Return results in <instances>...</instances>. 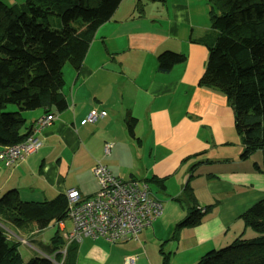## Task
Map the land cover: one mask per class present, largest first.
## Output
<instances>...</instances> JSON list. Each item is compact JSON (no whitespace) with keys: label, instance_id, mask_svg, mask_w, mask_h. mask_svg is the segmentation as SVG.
Instances as JSON below:
<instances>
[{"label":"crops","instance_id":"1","mask_svg":"<svg viewBox=\"0 0 264 264\" xmlns=\"http://www.w3.org/2000/svg\"><path fill=\"white\" fill-rule=\"evenodd\" d=\"M208 11L205 0H121L95 30L79 69L63 66L66 107L52 108L55 118L41 129V147L10 166L0 163V194L15 189L20 200L43 203L74 188L82 198L91 197L98 189L92 168L100 161L117 177L147 180L167 206L190 190L191 206L205 208L198 224L180 226L173 238L174 253L180 251L185 264L244 232L240 215L264 197V174L255 168L263 151L242 156L230 102L199 84L207 60L201 40L210 30ZM166 51L185 60L162 69L158 56ZM93 109L104 115L89 123ZM42 114V108L23 112L25 126ZM49 227L65 244L77 245L74 264H126L133 256L103 238L65 240L64 221ZM143 229L138 240L146 238ZM44 232L28 236L46 244ZM252 235L245 230L244 236Z\"/></svg>","mask_w":264,"mask_h":264},{"label":"trees","instance_id":"2","mask_svg":"<svg viewBox=\"0 0 264 264\" xmlns=\"http://www.w3.org/2000/svg\"><path fill=\"white\" fill-rule=\"evenodd\" d=\"M205 1L210 30L201 40L207 47V60L199 84L226 96L243 145L242 156L262 150V164L255 168L264 174V0ZM120 2L24 0L19 8L0 0V147L19 143L30 133L33 125L25 126L23 112L42 108L49 113L52 108L66 107L61 94L63 66L79 69L95 30L111 18ZM52 16L57 18L56 26L51 25ZM184 60L183 54L171 51L158 56L162 69ZM134 121L131 117L128 125ZM180 199L192 200L190 190ZM67 210L64 193L43 203L20 200L15 189L1 193L0 264H74L77 245L65 244L58 230L46 244L28 236L64 221ZM201 216L200 209L192 205L178 225L194 226ZM240 218L243 231L250 229L253 235L245 237L241 232L230 244L207 251L194 264H264V197ZM6 225L17 234L24 232L19 235L25 242L44 247L38 249L45 254L39 251L24 261L20 242L7 236ZM163 258L167 264L168 257Z\"/></svg>","mask_w":264,"mask_h":264},{"label":"built area","instance_id":"3","mask_svg":"<svg viewBox=\"0 0 264 264\" xmlns=\"http://www.w3.org/2000/svg\"><path fill=\"white\" fill-rule=\"evenodd\" d=\"M103 115L104 111L93 109L87 114L86 121L93 123ZM54 118L55 114L52 112L42 114L35 120L23 141L0 148V163L10 166L36 152L42 144L41 129L49 126ZM109 148L110 144L105 143V154ZM92 174L98 184L93 196L82 198L74 188L66 191L67 217L71 219L73 228L63 233L65 240L79 241L83 236L101 237L110 243L137 239L141 230L161 215L162 202L155 197L145 181L117 177L100 161L94 164ZM40 254L45 253L40 251ZM135 260L136 256H128L125 263L134 264Z\"/></svg>","mask_w":264,"mask_h":264},{"label":"rangeland","instance_id":"4","mask_svg":"<svg viewBox=\"0 0 264 264\" xmlns=\"http://www.w3.org/2000/svg\"><path fill=\"white\" fill-rule=\"evenodd\" d=\"M1 1L8 6L16 5L18 7L24 2V0H1ZM19 8L17 12H20ZM50 22L52 26L53 25L56 26L58 21L56 17L52 16L50 18ZM150 189L152 192L158 191V188L152 185H150ZM157 199L161 200L163 210L161 215L158 216L159 217L158 220H155L151 225L145 227L146 229H148V231H144L147 234L146 238L143 240L144 242L140 238L138 240V237L140 236L139 233L137 239L135 240L129 239L121 243L119 242V243H112V244L108 243V244L126 250L128 253H131L133 256H137L136 262L137 263L140 262V264H164L163 261L164 256L168 257L167 264H185V261H183L182 259L183 254L180 253V251L174 253L175 245L177 242L173 238H175L178 229L180 227V225H178V222L182 219L181 215L183 213H186L187 215L188 209L191 208V203L189 201H186L187 205H184L182 203L183 200L178 199V200H174V202L170 203L167 206L168 203H164L165 201L164 198L159 197ZM169 201H173V200H169ZM64 222H65V232L71 231L73 228L71 219L66 217L64 218ZM3 229L7 232V236L10 239H16L18 242H20L19 252L22 258L24 259V261H27L29 258L38 254L40 251L38 248L45 250L44 247L31 248L30 247L31 245L22 241V236L17 234V231H15L13 227H9L6 225L3 227ZM54 230L55 229H53V227H49L46 230H44L45 232L42 234L41 239L44 240L45 242H48L49 237L52 235ZM245 237H249V236H245ZM136 244L137 247H133ZM143 244H145L144 248L146 249V251L143 250V248L141 247ZM159 250H161L163 254L161 253V251L159 252ZM117 253L120 255L119 252ZM197 261H198L197 259H193V260L191 259L189 260L188 264H194Z\"/></svg>","mask_w":264,"mask_h":264},{"label":"clouds","instance_id":"5","mask_svg":"<svg viewBox=\"0 0 264 264\" xmlns=\"http://www.w3.org/2000/svg\"><path fill=\"white\" fill-rule=\"evenodd\" d=\"M205 209V208H204Z\"/></svg>","mask_w":264,"mask_h":264}]
</instances>
